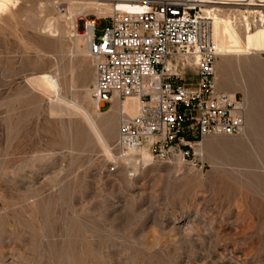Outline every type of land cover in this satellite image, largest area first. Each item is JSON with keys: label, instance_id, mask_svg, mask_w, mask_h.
Wrapping results in <instances>:
<instances>
[{"label": "rangeland", "instance_id": "rangeland-1", "mask_svg": "<svg viewBox=\"0 0 264 264\" xmlns=\"http://www.w3.org/2000/svg\"><path fill=\"white\" fill-rule=\"evenodd\" d=\"M65 1L17 0L0 14V264H264V10L204 5L220 11L215 77L243 103L242 133L191 136L187 160L150 146V160L134 154L110 173L124 114L96 113L93 62L73 33L98 15L76 11L72 25L56 10ZM108 25L97 22L95 36ZM43 72L111 126L108 154L81 115L52 106L36 84Z\"/></svg>", "mask_w": 264, "mask_h": 264}, {"label": "built area", "instance_id": "built-area-1", "mask_svg": "<svg viewBox=\"0 0 264 264\" xmlns=\"http://www.w3.org/2000/svg\"><path fill=\"white\" fill-rule=\"evenodd\" d=\"M103 1L113 12L93 21L91 99L101 108L113 99L139 102L133 117L119 119L108 172H115L123 156L148 140L150 146L176 149L180 159L187 160L191 136L242 133L243 103L238 96L220 91L215 77L213 11L204 5L218 0ZM238 2L264 10V0ZM56 7L63 11L62 3ZM100 20H108L109 25L95 36ZM191 67L197 80L194 87L186 88L184 79Z\"/></svg>", "mask_w": 264, "mask_h": 264}, {"label": "bare ground", "instance_id": "bare-ground-1", "mask_svg": "<svg viewBox=\"0 0 264 264\" xmlns=\"http://www.w3.org/2000/svg\"><path fill=\"white\" fill-rule=\"evenodd\" d=\"M206 1L209 2L208 0H206ZM231 1L237 2L239 0H218L215 3V5L216 4H218V5L232 4V3H230ZM251 1H254V0H251ZM260 1H262V0H260ZM16 2H17V0H0V14L2 12L7 11L9 9V7L13 6ZM65 2L68 4V8L64 7L63 11H59L56 7V10L58 13L62 14L64 17H66L65 19L70 20L72 25H73L74 21L76 20V11L83 10L84 8H88V7L92 8L91 10L94 12V14L98 15L97 17L109 15L110 13L113 12V8L111 7V5H109L107 2H104L103 0H66ZM62 4L64 6V3H62ZM233 4H239V3L234 2ZM248 5H254V3L253 2L248 3ZM120 8L123 10H138L139 9V8L133 7V6H120ZM212 11H213V15H212L213 22L218 23V16L220 15L219 14L220 11L218 8L216 9V7L214 9H212ZM225 22H227V19L225 20ZM228 24H229V21H228ZM228 24L226 25L225 29H226V32L228 31L227 34L229 36L230 42L234 43V37H233L234 31L230 29ZM51 25L52 24H50V26ZM92 25H93V21H86L84 34H79L77 31L73 30L74 31L73 36H74L75 47H80L82 45L84 53L85 54L88 53L89 56H90V54H89V41L91 40V37H92ZM246 28H248V24H246ZM48 72L39 73L41 75H39L37 80H36L37 86L42 87V90L49 97V100H50L49 102L52 103L53 107H55V106H56L55 108L62 107L63 109H65L66 111L69 112L68 115H70V114L71 115H73V114L81 115L84 118V120L86 121L88 130L92 134V136L94 137L96 143L99 145V147L104 152V154H108L109 153V146H108V142H107V138H108L107 136L110 133V127L111 126L108 125V123H105V124H103V126L101 128H99L95 124V122L91 119V117L87 111L86 106L83 105V102H74V101L65 100L63 98V96L61 95L62 90H61L60 84L56 78L57 76H55L52 73H48ZM34 85H33V87H35ZM83 95H85L84 97L88 98L87 90H85ZM90 99H91V95H90ZM126 99H133V100H135V102L133 103L131 101H125V102L119 103L118 100H115L116 102H113L112 106L109 107L108 110H106L104 112H102V111L100 112L99 110L101 107L98 104L94 103L92 101V99H91V101L93 102L94 107L96 108V113H99V114L107 113L108 114V112H109V115H107L106 118H110V117H113L115 115L121 116L122 114H126L130 117H133L136 114L139 102L136 98H126ZM126 99H124V100H126ZM53 107H51L50 110H52ZM150 145H151V140H148L145 143H142L139 147L133 149L128 156H123L121 158V160L124 162H126V161L130 162L132 160V157L134 154H139L143 163L150 160V155L147 152V151H149ZM109 158H113L112 153H110Z\"/></svg>", "mask_w": 264, "mask_h": 264}, {"label": "crops", "instance_id": "crops-1", "mask_svg": "<svg viewBox=\"0 0 264 264\" xmlns=\"http://www.w3.org/2000/svg\"><path fill=\"white\" fill-rule=\"evenodd\" d=\"M116 100V99H115ZM114 99L112 100V103H113V101H115ZM126 100H130V101H132L133 103L135 102V100H133V99H126ZM105 105V104H104ZM125 116H128V115H126V114H124ZM128 117H130V116H128Z\"/></svg>", "mask_w": 264, "mask_h": 264}]
</instances>
